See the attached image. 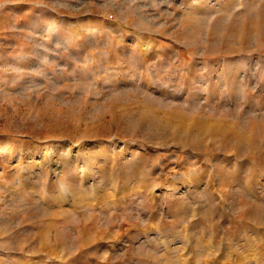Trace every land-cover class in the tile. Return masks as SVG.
<instances>
[{
    "label": "rangeland",
    "instance_id": "obj_1",
    "mask_svg": "<svg viewBox=\"0 0 264 264\" xmlns=\"http://www.w3.org/2000/svg\"><path fill=\"white\" fill-rule=\"evenodd\" d=\"M0 264H264V0H0Z\"/></svg>",
    "mask_w": 264,
    "mask_h": 264
},
{
    "label": "bare ground",
    "instance_id": "obj_2",
    "mask_svg": "<svg viewBox=\"0 0 264 264\" xmlns=\"http://www.w3.org/2000/svg\"><path fill=\"white\" fill-rule=\"evenodd\" d=\"M74 150H75V146H71L69 148V151L66 152L65 156L66 157L70 156Z\"/></svg>",
    "mask_w": 264,
    "mask_h": 264
}]
</instances>
